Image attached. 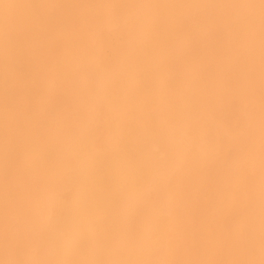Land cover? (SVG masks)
Instances as JSON below:
<instances>
[{
  "label": "snow or ice",
  "instance_id": "1",
  "mask_svg": "<svg viewBox=\"0 0 264 264\" xmlns=\"http://www.w3.org/2000/svg\"><path fill=\"white\" fill-rule=\"evenodd\" d=\"M0 264H264V0H0Z\"/></svg>",
  "mask_w": 264,
  "mask_h": 264
}]
</instances>
